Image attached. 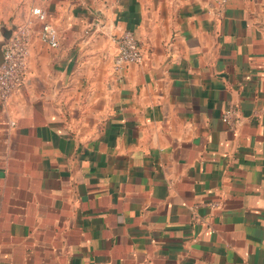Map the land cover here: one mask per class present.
Masks as SVG:
<instances>
[{
  "label": "crops",
  "instance_id": "obj_1",
  "mask_svg": "<svg viewBox=\"0 0 264 264\" xmlns=\"http://www.w3.org/2000/svg\"><path fill=\"white\" fill-rule=\"evenodd\" d=\"M22 25L0 264H264V0H0V42ZM124 31L142 60L118 73Z\"/></svg>",
  "mask_w": 264,
  "mask_h": 264
},
{
  "label": "built area",
  "instance_id": "obj_2",
  "mask_svg": "<svg viewBox=\"0 0 264 264\" xmlns=\"http://www.w3.org/2000/svg\"><path fill=\"white\" fill-rule=\"evenodd\" d=\"M229 0H214L220 10H223ZM31 15L43 21L45 13L40 9H32ZM40 39L50 48L57 47V35L53 26L42 24ZM116 53L113 58V69L121 72L131 64H138L142 60L140 45L129 31H124L115 39ZM28 26L17 28L3 47V60L0 65V103L6 104L9 98L23 85L26 76V60L28 54ZM221 120L230 129L237 122V110L229 105L221 114ZM210 207H218L217 202L209 203Z\"/></svg>",
  "mask_w": 264,
  "mask_h": 264
},
{
  "label": "water",
  "instance_id": "obj_3",
  "mask_svg": "<svg viewBox=\"0 0 264 264\" xmlns=\"http://www.w3.org/2000/svg\"><path fill=\"white\" fill-rule=\"evenodd\" d=\"M13 28L7 32V34L3 37V41L0 42V65L2 63L3 60V51H2V47L5 46L9 39L11 38V33H12Z\"/></svg>",
  "mask_w": 264,
  "mask_h": 264
}]
</instances>
